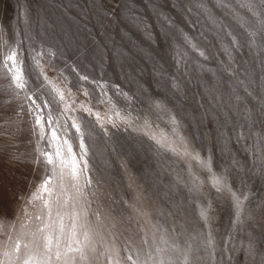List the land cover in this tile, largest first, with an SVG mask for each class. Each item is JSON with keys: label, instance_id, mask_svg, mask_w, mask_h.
I'll list each match as a JSON object with an SVG mask.
<instances>
[{"label": "rangeland", "instance_id": "obj_1", "mask_svg": "<svg viewBox=\"0 0 264 264\" xmlns=\"http://www.w3.org/2000/svg\"><path fill=\"white\" fill-rule=\"evenodd\" d=\"M203 3L0 0V264L39 261L57 212L63 253L74 211L89 236L75 264H264V0ZM12 50L24 90L3 65ZM36 105L78 156L73 121L87 146L82 194L65 176L43 221Z\"/></svg>", "mask_w": 264, "mask_h": 264}, {"label": "snow or ice", "instance_id": "obj_2", "mask_svg": "<svg viewBox=\"0 0 264 264\" xmlns=\"http://www.w3.org/2000/svg\"><path fill=\"white\" fill-rule=\"evenodd\" d=\"M218 4H223L224 0H217ZM198 7L201 10H206L203 0H198ZM200 55H204L203 52ZM8 61L12 62V67H8ZM19 61L17 60V54L15 50L10 51L4 58L3 65L7 68L8 72L11 74V79L13 82V86L17 89L24 90L26 89V82L23 78V70L22 67L18 66ZM81 79L86 80L87 77H81ZM58 91V90H57ZM58 95L60 100L64 99L63 92L58 91ZM31 98V97H29ZM44 107H48V102L43 101ZM36 109L38 110L35 113V121L34 126H39L41 129V140L45 139L44 129L45 126H49V134L47 139V148L42 150L39 156L36 158L37 164H44L45 175L40 184L37 185V189L30 196V203L35 204L36 201L41 202L40 211L37 213L36 218L38 220H44L45 217L51 218L53 202L52 198L55 197L56 201L59 202L61 195H66V189L64 188L63 179L65 176H70L73 183V188L78 194H82V187L79 184L80 176L82 173L86 172L87 168V160L84 157L87 155V146L84 144L83 136L84 133L82 131V127L79 123L73 121L72 128L75 129L78 134V147L80 149L79 156L74 151L73 146L71 144L70 139L68 138V132L66 126L62 127L59 123L58 119L53 118L51 111L47 113V116H43L40 113L43 112V109L40 108L39 105H36ZM85 111H88L85 109ZM91 114V113H89ZM63 131L64 135L61 136L59 133ZM160 148L165 149L166 151L173 152L179 155V150L168 141L166 136H161L157 139L155 136L151 137ZM59 177L60 179V189L61 192L57 193L55 187V181ZM91 181L88 180V183ZM50 185H53L50 187ZM68 199L64 200V203H68ZM239 206V201H238ZM58 220V229L59 231L55 235V241L52 232H48L43 236V252L41 254L40 260H37V257L31 252L28 257L24 260L23 264H52L53 258L56 261L61 260V257H64V264H75L76 257H69L70 252H78L80 253V259L84 260L86 257L84 256V247H86L87 242L89 241L88 233L85 232L83 234V241L77 239V224L76 221L79 219V213L75 211L72 214L73 223L71 228L69 229V235L67 237L69 243L63 253L60 250L61 240L64 238L65 233V225H64V217L57 212ZM51 225L45 223V228H50ZM39 231L43 232L44 229H39ZM76 244L77 247L73 248L72 244ZM25 248H28V245H24ZM55 248V251H53ZM127 259L129 261L132 260V256H128ZM116 264H119V261H116ZM133 264H136L133 261ZM185 264H187V258L185 260Z\"/></svg>", "mask_w": 264, "mask_h": 264}]
</instances>
